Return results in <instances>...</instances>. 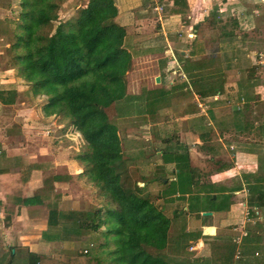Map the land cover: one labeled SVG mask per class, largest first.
<instances>
[{
    "label": "crops",
    "instance_id": "crops-1",
    "mask_svg": "<svg viewBox=\"0 0 264 264\" xmlns=\"http://www.w3.org/2000/svg\"><path fill=\"white\" fill-rule=\"evenodd\" d=\"M114 3L115 20L124 27V45L132 54V62L126 72V95L106 110L117 125L123 153L136 156L129 169L137 182L148 179L145 188L151 193H168L157 198L166 214L172 217L176 210L184 215L186 226L176 220L177 216L172 219L166 256L171 264H264V110L261 120L255 116L256 100L264 104V92L257 89L258 80H253L252 73L237 78L234 69L242 52L250 66L255 64L248 53L252 46L243 43L264 46V2ZM222 18L228 22L220 25ZM204 24L219 25V39L211 43L216 44L218 56L223 51L228 54L219 59L207 54L213 48L208 34L215 28L202 33ZM261 51L263 65L264 48ZM130 97H139L140 105L153 102L155 106L152 110L138 106L136 114H129L136 117L126 124L116 109ZM2 106L0 102V109ZM7 118L2 116V121ZM136 129L143 132L146 143L152 141L148 145L151 151L140 145L139 137L127 135L128 130L138 134ZM9 157L2 155L0 159L14 161L25 172L34 163H29L27 155ZM51 167L55 174L74 175L82 170L76 157H60ZM60 167L63 170H58ZM0 176V180H9L13 172ZM59 183L67 181L54 182L55 190ZM39 185L11 195L29 196ZM60 192L62 198L65 193ZM190 195L195 196L190 199ZM205 197H211L213 208H206L202 202ZM30 206H18L12 197L4 200L0 196V264H11L7 251L16 254L19 249L27 257L29 251L41 252L43 243L49 246L41 238L46 220ZM189 208L193 212L189 213Z\"/></svg>",
    "mask_w": 264,
    "mask_h": 264
},
{
    "label": "trees",
    "instance_id": "trees-1",
    "mask_svg": "<svg viewBox=\"0 0 264 264\" xmlns=\"http://www.w3.org/2000/svg\"><path fill=\"white\" fill-rule=\"evenodd\" d=\"M65 1L10 0L5 5L10 13L0 16V35H11L7 68H16L27 83L24 94L38 99L44 116L58 117L63 128L71 125L81 135L77 177L98 190L101 204L62 207L54 182L67 180L68 173L46 176L29 196H12L18 206H43L44 241L84 238L85 251H67L66 260L29 251L26 264H171L165 251L178 211L171 217L156 203L168 193L155 195L138 186L129 169L136 156L123 153L106 110L126 95L132 62L124 27L115 20L117 7L114 0H79L62 21L58 11ZM17 89L14 81L0 83V102H15ZM97 237L103 238L99 245L88 247Z\"/></svg>",
    "mask_w": 264,
    "mask_h": 264
},
{
    "label": "rangeland",
    "instance_id": "rangeland-1",
    "mask_svg": "<svg viewBox=\"0 0 264 264\" xmlns=\"http://www.w3.org/2000/svg\"><path fill=\"white\" fill-rule=\"evenodd\" d=\"M9 2L10 0H0V5L4 6L0 8V16H3L6 13H10L8 12V7L5 6ZM79 2H80L79 0L65 1L61 5L58 11L59 13L58 18L62 21L67 19L73 13L75 7L78 6ZM262 2H264V0H262ZM15 6L16 5L13 4V9L15 8ZM58 21L59 20L55 21L53 25H55ZM220 21H221L220 25H222L223 21L228 22V18H222L220 19ZM254 21L259 22V19L255 18ZM212 24L211 25L204 24L203 25L204 28H201L200 32L203 33L205 30L212 31V29L215 28L214 31L209 32L207 38L208 42H210L211 47L213 48L207 50L206 52L208 55L211 54V57H216L217 59H219V57L223 56V53L228 54L229 51L220 52V56H218L219 52L216 49V44L215 45L212 44L211 41H214L215 39L216 40L219 39L218 33L220 31V27L218 24L213 26ZM240 26H241V30H244V22H242ZM10 42H11V35L9 34L0 35V83L4 84V82L6 81L7 82L14 81L16 84H18V89H17L18 92L16 96V101L14 103L11 104L3 103L4 106H2L0 109V156L6 155L9 157L12 155L14 156L16 155L19 157L21 156V154L23 156L27 155V158L30 160L29 163L30 164L32 162L34 163L32 164L33 166L32 165L29 166L27 172H25L23 170L24 168L20 170L17 164L14 163V161L10 159H6L9 162L8 161L2 162L3 159H0V173L8 172V171L13 172V176L9 178V180L7 179L6 180L1 179L2 181L0 180V189H3V192H5L0 194V196L1 197L4 196V200H9V198L12 197L11 194L16 193L19 190H22L23 193L24 191L28 192L29 189L28 186L30 187V185L33 186L40 184L37 188L41 187L44 184V178L46 176H49L50 174H54L55 172V168L51 167L53 161L57 162L58 158L60 157H65V159L67 158L70 159L71 157L75 158L76 155L79 153L80 144L83 143V139L81 135L77 131H74L71 125L66 126V128H63L64 124L58 121V117L44 116L42 111L40 110V106L38 105L39 104L38 99L34 100L33 98L28 97L27 95L24 94L25 91L24 89L28 87L27 83L24 81V79L22 78V76L20 75L19 71L16 68H7L8 65L7 58L9 56L6 53V47L10 44ZM246 44H249L248 46L249 48H251L250 45L252 46L251 52L248 53L249 55H252L251 56L252 59H255L254 60L255 64L252 63L250 66L249 62L246 61V58L244 57V53L243 52L242 54L240 53V56H238L237 59L239 57L240 58L236 61L237 66L234 67L236 71V77L241 78L245 74L249 75V73H252L253 80L254 79L258 80L257 89H261V91L264 92V81H262L264 77V66H263L264 64L263 65L260 64V60L263 59L261 49L264 48V46L262 44L258 45L256 43H251V44L243 43L242 45H246ZM214 69L215 68L211 70ZM138 101H139V97H137V99L136 98L133 99V97L127 98L126 104L123 105L122 103L121 106L116 109L118 115L120 116L122 115V122L129 123V121H132L133 118L136 116H132L129 114L132 112L136 114L135 109L138 106L145 105L151 110L155 106L153 102H149L147 105L143 102L140 105ZM256 101L257 102L255 104L257 105V112H256L257 114H255V116L257 117L256 119L261 120L262 111L264 110L263 108L264 104H261L263 103V101H261L260 99L259 100L257 99ZM2 116L4 117L8 116L6 122L2 121ZM10 119L11 121L9 122ZM5 124L7 126L6 129L4 126ZM136 130L138 131V134L134 135V133H136L135 131L128 130L129 133L127 135H131L132 136L131 138L139 137L140 145L141 146L144 145V147L148 149L149 148L148 145H150L152 141L150 142L147 141L146 143L145 138H143L144 136L143 132L139 129ZM146 140H148V138ZM152 146L153 145H151V147ZM142 149L145 150V148ZM149 150L151 151L150 148ZM2 166H4L5 168H1ZM44 166L46 167L43 169ZM62 167L58 168V170H63ZM131 174L135 179L136 174L133 172H131ZM147 180L148 179H143L141 184L140 182H137L138 186L139 187L142 186L143 188H145ZM28 181H31L32 183L31 184L29 183L28 185L27 183ZM66 181L67 184L59 183V186L57 187V190L65 193L62 194L63 195V197L61 198L62 201H60L61 203L60 205L62 207L66 209L67 208L90 209L100 206L101 204L99 198L100 196L98 195V190L95 189L93 185L86 183L83 178L77 177V174L70 176ZM34 190L31 192V194L34 192ZM194 196L195 195H190L189 198L193 199ZM202 202L206 204V208H210V207L213 208V204H212L213 200H211V197H207V198L205 197L204 201ZM156 203H158V206L162 208L161 202L157 198H156ZM30 207H31L30 209H35L37 211L36 213L37 216H39L43 220L44 219L46 220V211L45 209H43V206L37 203L34 204L33 207L32 206ZM5 210L4 213L6 216H8L7 214L8 212H6ZM165 210L163 209V211ZM188 212L191 213L193 211L189 208ZM176 220L183 223L182 226L184 225L185 220L183 214L180 213L177 214ZM192 229L193 228H191V230ZM101 230L97 231V233H99ZM193 231L194 230H192V232ZM102 240L103 238L97 237V239L94 242L88 243V247H95L96 245H99V243ZM47 244L49 245L47 247L45 246L46 244L45 245L44 243L42 244L43 246L41 252L48 256H52L62 260H66L65 253L67 251L70 250L72 251L77 248L83 250L85 249L84 238L82 239L60 238L58 240L47 241ZM22 253H23L22 251L20 252V250L17 249L16 254L14 253L10 254V251L9 252L7 251L6 256L7 257L10 255L12 256L10 258L11 264H26L27 257H25L24 254ZM7 257L4 258L5 261L8 260ZM0 259H1V254H0Z\"/></svg>",
    "mask_w": 264,
    "mask_h": 264
},
{
    "label": "water",
    "instance_id": "water-1",
    "mask_svg": "<svg viewBox=\"0 0 264 264\" xmlns=\"http://www.w3.org/2000/svg\"><path fill=\"white\" fill-rule=\"evenodd\" d=\"M203 214H210V211H204Z\"/></svg>",
    "mask_w": 264,
    "mask_h": 264
}]
</instances>
